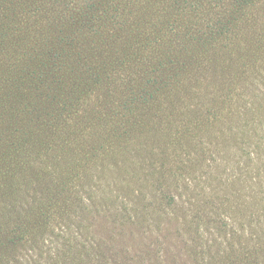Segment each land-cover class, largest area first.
Masks as SVG:
<instances>
[{"label": "rangeland", "instance_id": "1", "mask_svg": "<svg viewBox=\"0 0 264 264\" xmlns=\"http://www.w3.org/2000/svg\"><path fill=\"white\" fill-rule=\"evenodd\" d=\"M231 2L172 0L173 20L204 36ZM154 12L129 50L167 31ZM237 20L186 75L166 84L170 74L156 72L165 85L149 103L125 86L136 69L120 68L62 109L49 143L16 158L11 183L24 203L2 206L0 227L51 202L11 264H74V251L82 264H264V0ZM126 55L124 66L137 57Z\"/></svg>", "mask_w": 264, "mask_h": 264}, {"label": "trees", "instance_id": "2", "mask_svg": "<svg viewBox=\"0 0 264 264\" xmlns=\"http://www.w3.org/2000/svg\"><path fill=\"white\" fill-rule=\"evenodd\" d=\"M231 1L222 6L223 18L211 19L209 32L198 36L187 31L183 18L174 22L172 15L181 8L172 0H157L153 6L133 0H92L95 4L84 0L67 9L57 5V0H0V210L24 203L11 183L14 162L28 147L49 143L45 136L54 134L64 115L62 109L72 106L73 99L93 94L97 86L114 79L120 68L132 67L138 78L125 86L131 92L145 93L137 101L149 103L165 85L159 78L154 80L156 72L170 74L166 84L181 72L186 75L193 54L223 39L239 22L237 17L256 2ZM153 8L167 31L153 42L147 36L136 38L142 44L136 47L140 51L129 50L140 27L138 20H146L145 12ZM150 25L144 23L145 28ZM126 53L137 56L136 62L131 59L124 66ZM48 198L36 205V211L31 210L32 215L20 216L25 222L20 218L14 222L12 215L0 227V264L16 261L19 249L31 240L28 229L39 225L45 215ZM74 264H82L75 251Z\"/></svg>", "mask_w": 264, "mask_h": 264}]
</instances>
